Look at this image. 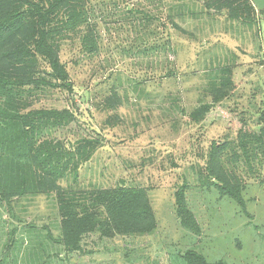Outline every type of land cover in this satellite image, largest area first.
Masks as SVG:
<instances>
[{
  "label": "rangeland",
  "instance_id": "1",
  "mask_svg": "<svg viewBox=\"0 0 264 264\" xmlns=\"http://www.w3.org/2000/svg\"><path fill=\"white\" fill-rule=\"evenodd\" d=\"M86 1V33L96 50L85 54L75 34L59 52L73 91L59 89L45 71L53 87L26 90L21 101L7 103L26 110H69L74 114L70 124L45 136L100 142L76 181L67 178L56 192L40 194L33 185L20 199H0V264H187L183 256L188 251L209 264H264V159H253L261 149L248 139L247 160L237 131L214 119L218 110L201 125L190 117L211 101L213 89L232 80L223 108L243 112L245 124L258 128L264 0H250L256 10L253 27L230 21L225 9L220 14L206 10L205 0ZM154 39L160 48L145 50V45H157ZM5 103L1 96L0 108ZM214 140L230 144L223 162L229 179L242 187L246 209L206 178V154ZM122 182L146 191L153 229L134 237L117 233L113 239L97 232L87 239L86 255L67 254L61 244L60 190L81 198ZM183 186V206L198 233L185 228L177 214L176 192Z\"/></svg>",
  "mask_w": 264,
  "mask_h": 264
},
{
  "label": "trees",
  "instance_id": "2",
  "mask_svg": "<svg viewBox=\"0 0 264 264\" xmlns=\"http://www.w3.org/2000/svg\"><path fill=\"white\" fill-rule=\"evenodd\" d=\"M204 5L206 10L218 14L227 10L230 21L251 27L256 22V10L250 0H205ZM88 16L86 0H0V97L6 101L0 108V199H20L33 185L40 194L56 192L60 189L59 183L67 178L76 181L81 169L96 153L99 140L84 137L69 143L45 136L46 131L51 136L53 129L70 124L74 114L69 110H26L7 103L11 101L13 105L15 99L21 101V93L26 90L53 87L52 80L43 76L45 71L59 82V89L69 93L73 91L67 65L61 61L59 52L63 43L73 39L75 34L85 54L96 50L93 36L86 33L89 30L86 27L89 25ZM167 39H172L170 34ZM167 47L170 49V44ZM144 48L155 52L160 46L157 42L156 46L145 45ZM231 83L234 85L232 80H224L219 89H213L211 101L192 111L191 122L201 125L207 122L213 111L218 110L219 114L214 119L224 121L228 130L237 131L244 154L249 156L248 139H253V147L261 149L253 154V159L259 157L258 160H262L264 90L263 96L257 98L258 128L251 130L242 118L243 112L223 108L224 101L233 90L229 89L228 84ZM112 95L115 97L116 92ZM229 145L223 140L211 142L206 154V178L222 196L231 198L246 209L242 187L229 179L224 166L223 153ZM246 159L250 160L251 156ZM21 160L24 164L20 163ZM122 183L113 189L85 192L81 198L72 195L71 190H60V202H63L59 209L61 244L67 254L86 255L87 239L97 232L104 238L113 239L117 233L134 237L136 233L153 229L155 217L146 191ZM184 187L176 192L177 203L180 204L177 214L185 228L198 233L192 214L183 206ZM183 258L187 264H209L203 255L193 251L186 252ZM214 264L227 263L218 261Z\"/></svg>",
  "mask_w": 264,
  "mask_h": 264
},
{
  "label": "crops",
  "instance_id": "3",
  "mask_svg": "<svg viewBox=\"0 0 264 264\" xmlns=\"http://www.w3.org/2000/svg\"><path fill=\"white\" fill-rule=\"evenodd\" d=\"M264 8V7H263Z\"/></svg>",
  "mask_w": 264,
  "mask_h": 264
}]
</instances>
